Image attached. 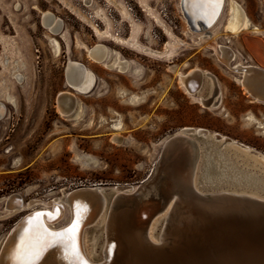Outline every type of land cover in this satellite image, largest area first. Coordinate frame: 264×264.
Here are the masks:
<instances>
[{"label":"rangeland","instance_id":"rangeland-1","mask_svg":"<svg viewBox=\"0 0 264 264\" xmlns=\"http://www.w3.org/2000/svg\"><path fill=\"white\" fill-rule=\"evenodd\" d=\"M235 1L261 33L226 35L222 31L225 12L212 35L216 43L235 53L232 64L257 67V59L264 60L260 0ZM144 2L149 13L137 0H88L87 4L83 0H0V59L4 54L9 57L7 65L0 64V83L7 85L14 102L8 103L4 90L0 91V102L6 105L0 120V245L16 222L31 210L26 206L33 201L61 199L80 187L100 185L106 190L115 185L137 186L152 172L163 139L183 128L205 129L248 146L253 152L246 154L228 145L219 148L236 156L238 163L245 161L243 167L264 179V166L255 157L264 156V104L251 102V97L234 80L238 75L222 66L211 51L201 44L194 47L197 39L189 36L178 0ZM47 11L61 23L56 36L41 25V16ZM123 11L130 16L131 23L122 15ZM93 27L100 31V36ZM131 36L161 54L143 55L113 39ZM169 36L182 43L162 53L164 45L170 42ZM209 36L206 34L204 39ZM49 38L59 43L58 55L53 53ZM97 45L138 66L140 73L135 76L130 71L121 72L92 61L88 52ZM68 60L83 64L96 75V85L89 94H79L66 86L64 70ZM15 67L23 75L22 83L11 77ZM194 67L213 76L214 84L202 77L199 92L193 95L201 96L204 105L184 92L176 77V71L186 73ZM66 92L74 94L79 106H84L78 121L73 119L75 114L70 117L69 113L65 119L57 112L56 98ZM130 94L141 98L137 106L128 104ZM217 98V105H213ZM117 122L122 126L118 132L111 128ZM115 134L119 140L111 141ZM199 153L200 158L201 148ZM81 155L89 156L94 164L76 161ZM13 195L20 197L25 206L16 213H10L4 205V199ZM102 195L108 208L111 197L104 195V191ZM106 215L99 223H90L85 232L88 244L93 237L98 241L96 262L101 259ZM154 219L159 220L152 233L155 241L165 219L162 213ZM68 221L66 204L56 226L67 225Z\"/></svg>","mask_w":264,"mask_h":264},{"label":"bare ground","instance_id":"bare-ground-1","mask_svg":"<svg viewBox=\"0 0 264 264\" xmlns=\"http://www.w3.org/2000/svg\"><path fill=\"white\" fill-rule=\"evenodd\" d=\"M137 1L138 4L142 5L145 12H150V8L145 4L144 0ZM83 2L87 4L88 0H83ZM179 3L180 0H178V5ZM225 12L226 20L222 31L226 35L236 37L245 32L261 33V31L251 25L244 8L235 0H182V18L187 26L189 36L197 39L194 47H199L201 44L203 49L211 51L212 55L222 66L238 75L234 80L251 97V102L264 104V71L254 65H244L239 62L232 64L236 58L235 53L228 46L216 43L215 36L212 35L214 34V28L218 25ZM122 15L130 23L132 22L126 12L123 11ZM156 22L160 26V21L156 19ZM41 25L52 36H56L61 31L60 21L48 11L41 16ZM93 31L97 36L101 35L100 31L94 27ZM206 34L211 36L204 39ZM62 37L65 39L63 35ZM169 37L170 42L164 45L162 53L182 43L179 39L172 36ZM49 39L53 53L58 55L60 53L59 43L53 38ZM113 39L116 43H124L143 55L161 54L142 46L133 36L125 40L121 38ZM88 57L96 63L116 68L121 72L130 71L135 76L140 73L138 66L130 65L129 62H126L116 52L109 50L107 47L100 45L93 47L88 52ZM8 58L5 54L1 57V66L4 67L8 64ZM19 67L20 69L23 67L21 62ZM19 71L15 67L11 77L18 83H22L23 75ZM176 77L184 92L191 95L196 103L204 105L205 100L201 96L193 95L199 92L202 77L213 83V76L206 70L194 67L186 73L176 71ZM64 78L68 88L82 95L89 94L94 89L97 81L96 75L91 70L79 62L70 60L66 63ZM1 87L3 89L0 88V91L3 92L4 90V99L8 103H14L13 98L7 92V85H2ZM73 95L70 92L60 93L56 98V109L58 114L65 119L69 113H71L69 114L71 115L70 117L75 114L73 119L78 121L82 118L85 109L82 104L79 106ZM121 95L126 96V93L122 92ZM128 96L129 105L137 106L139 104L141 98L135 94ZM217 103L218 98L213 105H217ZM0 110L3 111L2 106ZM248 118L250 121L252 120L251 117ZM259 127H262V125L259 124ZM111 128L118 132L122 129V126L120 122H117ZM201 131H204V133L209 132L205 129L183 128L163 139L162 149H167L166 159L168 157L175 159L170 163L165 160L166 162L163 163L159 173V176L168 178L171 184L166 189L167 203L159 212L162 213L165 222L163 227H161L158 239L155 241L152 233L155 229V224L159 220L156 221L154 219L151 221L145 232H134L142 243L156 244L164 240V235L166 234L165 226L173 221L190 223L197 220L200 213L193 211L194 207H198L205 213L212 215L231 211L245 214L254 211V209H264V179L260 178L253 170L243 167L245 161L242 164L238 163L236 156L227 154L209 139L202 140L205 150L202 157H197L193 136H203L204 134H200ZM219 136L221 140L228 139L221 135ZM171 138H175V141L170 147L166 148ZM110 140L117 141L119 138L115 134ZM230 143L235 144L228 145L231 149L238 150L244 154L253 152L251 148L238 142L230 140ZM180 155L185 156L184 166L182 167L176 162V157ZM255 157L264 166V156L255 155ZM75 160L83 165L94 164V161L86 155L78 156ZM199 184L205 186L206 190H198L197 185ZM125 186L131 187V191H134L136 187L116 185L113 188L102 190L100 185H97L88 188L90 191L78 189L79 191L75 192L77 191L75 189L69 194H65L61 199H52L48 202L33 201L26 206L27 208L31 207V210L21 220L19 219L20 221L16 222V225L14 224L15 226L10 232L8 231V235L0 245V264H104L111 249L107 243L106 230L103 232L104 242L100 247L101 259L99 260L100 262H96L94 258L97 256L98 241L93 237L92 242L88 244V239L85 238L86 228L90 223H96L105 213L107 214V219L104 223L107 227V221L113 208L120 203H124V193L121 187ZM108 190L111 192H108ZM102 191L111 193L108 208ZM140 194L141 191L137 193V195ZM144 195V197L157 196V191L153 188V185H150L145 188ZM175 203L181 206V210L178 213L176 212ZM66 204L69 209V221L67 225L56 226V223L62 218L64 205ZM4 205L5 208L11 210L10 213H16L25 208L21 198L15 195L4 199ZM131 236L132 233H130L129 226L124 225L123 241L128 244Z\"/></svg>","mask_w":264,"mask_h":264},{"label":"water","instance_id":"water-1","mask_svg":"<svg viewBox=\"0 0 264 264\" xmlns=\"http://www.w3.org/2000/svg\"><path fill=\"white\" fill-rule=\"evenodd\" d=\"M200 134L204 135L193 136L198 158L199 149L200 157L205 150L202 140L209 139L216 146L235 145L211 132L201 131ZM174 141L175 138H171L166 148ZM166 150L162 149L152 172L134 191L131 187H121L124 203L113 208L104 229L111 248L104 264H264V209H254L245 214L231 211L212 215L192 207L193 211L200 213L197 220L167 224L164 240L159 243L146 244L138 240L134 232H145L167 203L166 189L171 184L159 173L164 162L170 163L175 159H166ZM184 158L183 155L176 157L181 167L184 166ZM150 185L157 191V196L144 197L145 188ZM78 189L90 191L88 188ZM197 189L206 190L200 184ZM140 191L141 194L137 195ZM104 195L110 197L111 193L104 192ZM174 205L176 212H180L181 206ZM124 225L129 226L132 233L128 244L122 237Z\"/></svg>","mask_w":264,"mask_h":264},{"label":"crops","instance_id":"crops-1","mask_svg":"<svg viewBox=\"0 0 264 264\" xmlns=\"http://www.w3.org/2000/svg\"><path fill=\"white\" fill-rule=\"evenodd\" d=\"M260 9L262 13V33L264 35V0H260ZM257 67L264 70V60L263 59H257Z\"/></svg>","mask_w":264,"mask_h":264},{"label":"flooded vegetation","instance_id":"flooded-vegetation-1","mask_svg":"<svg viewBox=\"0 0 264 264\" xmlns=\"http://www.w3.org/2000/svg\"><path fill=\"white\" fill-rule=\"evenodd\" d=\"M179 10H180V15H181V17H182V0H180V3H179ZM162 24L160 23V26H161ZM161 27H163V26H161ZM164 31H165V29H164ZM100 46H103V45H100ZM103 47H105V46H103ZM97 79V78H96ZM65 84H66V82H65ZM3 107V111H1L0 110V120L4 117V115H5V113H6V105H4L2 102H0V107ZM6 205V204H5Z\"/></svg>","mask_w":264,"mask_h":264}]
</instances>
